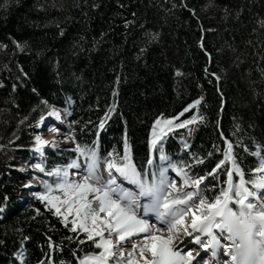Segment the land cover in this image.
<instances>
[{"label":"trees","instance_id":"trees-1","mask_svg":"<svg viewBox=\"0 0 264 264\" xmlns=\"http://www.w3.org/2000/svg\"><path fill=\"white\" fill-rule=\"evenodd\" d=\"M262 22L264 0H10L0 8V264H20L13 255L21 247L24 264H48L49 257L76 264L97 250L87 241L77 247L83 234L76 237L70 224L28 198L20 169L34 144L29 131L49 106L72 103L68 121L77 122V142L98 140L102 155L114 146L122 155L126 137L138 165L147 163L157 115H200L202 122L175 132L190 153L172 134L166 151L195 177L224 159L227 140L247 180L258 162L254 151L264 155ZM109 105L114 110L97 136ZM73 154L52 153L49 163ZM229 166L225 160L204 188L223 186Z\"/></svg>","mask_w":264,"mask_h":264},{"label":"snow or ice","instance_id":"snow-or-ice-1","mask_svg":"<svg viewBox=\"0 0 264 264\" xmlns=\"http://www.w3.org/2000/svg\"><path fill=\"white\" fill-rule=\"evenodd\" d=\"M9 2L10 0H4V3L0 4V8H7ZM155 36L156 34H152V38H155ZM14 43H16L18 49L23 50V45L15 41ZM0 47L4 46L0 45ZM177 74H179V70H177ZM115 94L114 90L113 95L115 96ZM43 103L47 104V101H43ZM199 103V99L192 100L183 109V112H187L188 109ZM114 107V105H109L104 117L100 118L99 125L96 128L97 136H99L100 129L105 127L107 118L111 115ZM63 111L65 115L68 114L67 108ZM180 115L181 113H177L176 116L160 114L153 120L152 131L147 140L148 154L145 171H147L146 166L153 163L156 151L165 148L164 141L169 133L174 129L187 127L196 121H203L202 116L194 114L190 119L181 120L177 123V117ZM45 117H53L63 124L60 110L49 106V110L36 120L35 126L37 128H40ZM76 123V121L68 123L67 131H63L59 127L56 128L57 133L64 135L65 144L71 142V145H74V147L70 145L68 150L75 152V158L70 157L66 164H57L50 169H46L44 163L45 146L59 149L62 145L56 140L43 139L40 133L35 135V143L30 149L40 158L38 162L31 164V168L38 172L35 182L41 190L32 193V195L38 198L44 208L49 210L52 215L59 218L61 224L65 226L70 224L69 231L73 232L76 237L83 234V238L79 239L77 247L87 241L94 249H99L98 251L84 252L78 257L76 264H194V261L195 264H200L201 260L195 258L198 256L200 249H209V244L204 241L200 242L199 222L229 200L246 205L250 209L256 207L257 203L264 206V201L261 200V195H258V192L250 193L245 173L232 155V145L225 140L224 159H221L206 175L193 177L190 175L189 165L183 160L180 161L182 166L180 169L174 168L175 176L168 186L169 191L184 193L180 199L184 209L183 214L177 218L172 226L176 231L183 232V239L174 240L170 234H165L164 223L159 220H149L148 218L130 215L120 203L111 198L108 188L100 190L88 181L85 175L86 163L83 157L86 155L85 149L89 144L77 142L75 129L73 128ZM191 131L192 129L189 128V135ZM92 145H98V140H93ZM188 147V143L181 137V149H187ZM95 149L100 152L97 146H95ZM209 155L211 156L212 153L209 152ZM253 155L257 157L259 166L252 167L250 172L264 171V155H261L259 150ZM104 156L107 158L104 166L107 167L108 174L111 177L109 184H115L117 176L124 174L122 171L123 165L117 163V161H127L133 167L136 166V157L126 137L122 155L116 151L114 146L113 150L108 151ZM225 160L229 162L230 166L226 169L227 179L223 180V186H220L218 190H216L215 185L205 189L204 184L207 182V178L212 177L214 174L218 175V169H221V165L225 164ZM195 163L199 165L202 161L197 159ZM20 171H24V169L21 168ZM233 173L237 178L234 179ZM39 174H43L47 178H41ZM30 183L32 181H29ZM234 186L242 190L244 194H241V191L238 190L233 196ZM25 187H28V185L26 184ZM256 187L258 190L264 187V183H260ZM210 192L215 194L209 195ZM236 196L239 197L238 201L235 198ZM250 196L251 200L249 199ZM36 211L39 212V209ZM258 214L264 216V211ZM216 227H219V225ZM172 228H169L168 231L171 232ZM186 236H190L193 242L191 247L188 246L189 241L184 239ZM72 238L69 237V239ZM24 239L26 240L28 237ZM196 243H199L198 248L195 246ZM48 244L50 248L53 246L50 238ZM56 247L58 248L59 245ZM228 251L229 245L225 243L223 252L227 255V259ZM17 256L23 264L22 250L18 251ZM227 259L223 261V264H227ZM48 264H52L51 257H49ZM61 264H67V262L61 261Z\"/></svg>","mask_w":264,"mask_h":264},{"label":"clouds","instance_id":"clouds-1","mask_svg":"<svg viewBox=\"0 0 264 264\" xmlns=\"http://www.w3.org/2000/svg\"><path fill=\"white\" fill-rule=\"evenodd\" d=\"M85 153V175L91 184L100 190L108 188L111 198L130 215L146 218L145 214L151 213L154 220L165 224V234H170L174 240L183 239V232L176 231L172 226L183 214L180 199L184 193L170 192L168 187L172 179L168 170L180 169V160L165 148H160L153 163L146 166L147 171L145 165L136 163L133 167L127 161H117L123 165L124 174L117 176L115 184H109L111 177L104 166L107 158L92 144L88 145ZM247 181L250 193L257 192L256 185L264 183V171L250 173ZM238 190L244 194L234 186L232 195L235 196ZM235 198L239 200L238 196ZM261 200L264 201V195H261ZM261 211H264V206L259 203L250 209L229 200L199 222L200 234L209 244V254L200 264H221L217 252L223 250L225 243L229 245L227 264H264V216L258 214ZM169 228H172L171 232Z\"/></svg>","mask_w":264,"mask_h":264},{"label":"bare ground","instance_id":"bare-ground-1","mask_svg":"<svg viewBox=\"0 0 264 264\" xmlns=\"http://www.w3.org/2000/svg\"><path fill=\"white\" fill-rule=\"evenodd\" d=\"M54 120L52 121L53 123L49 122L48 119H45L44 121H42L41 122L42 126L39 129L40 130V134H42V138L43 139H46V140H49V141L56 140L60 144L65 145L64 135L63 134H59L56 131V128H58V127L60 128L61 126L54 125L55 124ZM46 121H48V123L45 126H43L44 122H46ZM63 128L64 127H61V129H63ZM35 177H34V179H35ZM35 183L36 182L33 181L32 184H35ZM262 194H264V187L260 188V190H259V195H262ZM184 239L186 240V237H184ZM204 239H205V237L201 236L200 237V242H203ZM187 241H189V245L188 246L191 247L193 242L191 240H187ZM195 246L198 248L199 247V243H196ZM208 254H209V249H200L199 254H198V256L195 259H199V260L202 261L203 260L202 258H204V256H207ZM224 257L227 258V255L223 252V250H218L217 259L221 261V264H223L222 263V258H224ZM194 264H195V261H194Z\"/></svg>","mask_w":264,"mask_h":264},{"label":"rangeland","instance_id":"rangeland-1","mask_svg":"<svg viewBox=\"0 0 264 264\" xmlns=\"http://www.w3.org/2000/svg\"><path fill=\"white\" fill-rule=\"evenodd\" d=\"M53 108H55V107H53ZM45 119H48V121L49 122H52L55 118H53V117H45ZM177 123H179L180 121H176ZM43 126H45V125H43ZM183 128V127H182ZM180 129V128H179ZM179 129H174L171 133H173V132H175V131H178ZM63 131H65V130H63ZM151 131H152V129H151ZM37 133H40V130H39V132L38 131H32V130H30L29 131V134L32 136V139H33V141H34V143H35V140H34V137H35V135L37 134ZM33 134V135H32ZM170 134V133H169ZM69 144V143H68ZM63 146V150L65 151L66 149V151H69L68 150V146H67V144H65V145H62ZM72 147V146H71ZM48 151L47 152H45V158H44V163H45V166H46V169H50V168H52V167H54L55 165H57V164H66V163H63V162H55L54 164H50L49 163V156H50V154H52V152H55V153H53V154H55V155H57V153H56V151H55V149H53V148H51V147H48ZM59 149H61V148H59ZM76 155V154H75ZM72 158H75V156H74V154H73V157ZM38 160L39 159H36V158H33L32 159V161L30 162V164L29 165H25L24 167H22L23 169H24V172L28 175L27 176V185H29V186H31L32 187V183H30L29 184V181H35V179H34V177L35 176H33V175H38V172L36 171V170H33L32 168H31V164H33V163H36V162H38ZM225 171H226V169H224L223 170V173H225ZM40 176H41V178H47L46 176H44L43 174H39ZM168 175L171 177V178H173L172 176H171V170H168ZM35 184H37V183H35ZM33 190V192H36V191H39V190H41V188H40V186L38 185V187H36V188H34V189H32ZM260 190V189H259ZM259 190H257V192L259 191ZM30 195L29 196H31V198L33 199V198H36V197H34L31 193H30V191L28 192ZM258 195H259V192H258ZM149 214H151V213H149ZM145 216H147V213L145 214ZM152 215H150V217H151ZM147 218V217H146ZM190 237V236H189ZM129 247H130V245H129ZM99 250V249H98ZM97 250V251H98ZM174 250H175V248H174Z\"/></svg>","mask_w":264,"mask_h":264},{"label":"built area","instance_id":"built-area-1","mask_svg":"<svg viewBox=\"0 0 264 264\" xmlns=\"http://www.w3.org/2000/svg\"><path fill=\"white\" fill-rule=\"evenodd\" d=\"M62 115V114H61ZM62 117H63V120H64V125L66 126V123H67V121H66V117L65 116H63L62 115ZM33 131V130H32ZM34 132V131H33ZM63 147V146H62Z\"/></svg>","mask_w":264,"mask_h":264}]
</instances>
